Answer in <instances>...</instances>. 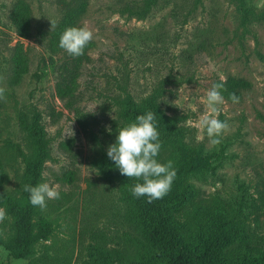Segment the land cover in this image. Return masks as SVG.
<instances>
[{
    "label": "rangeland",
    "instance_id": "rangeland-1",
    "mask_svg": "<svg viewBox=\"0 0 264 264\" xmlns=\"http://www.w3.org/2000/svg\"><path fill=\"white\" fill-rule=\"evenodd\" d=\"M18 1L0 0V196H12L0 205L7 213L0 264H144L156 257L130 191L142 181L121 175L107 156L119 128L148 111L162 144L156 159L171 160L176 171L163 197L170 224L196 246L210 236L212 221L225 220L243 235L223 250L222 263L264 264V0H90L81 23L94 34L91 61L63 98L62 68L75 67L65 65L63 53L52 66L49 41L66 8L86 0H24L32 13L29 39L11 22ZM20 52L29 72L15 83ZM232 80L251 88L239 103L224 98L218 119L229 128L213 146L198 127L206 92ZM22 118L37 119L48 153L40 183L57 186L60 197L23 217L54 233L16 257L12 251L27 237L16 227L26 215L20 192L31 138Z\"/></svg>",
    "mask_w": 264,
    "mask_h": 264
},
{
    "label": "trees",
    "instance_id": "trees-1",
    "mask_svg": "<svg viewBox=\"0 0 264 264\" xmlns=\"http://www.w3.org/2000/svg\"><path fill=\"white\" fill-rule=\"evenodd\" d=\"M90 0L80 2L79 7H76V2L70 4L62 15L61 21L53 33L49 41V49L52 53L50 62L52 66L56 65L54 59L56 55L63 53L65 55L66 63L73 65L75 68L70 69L68 66L62 68V83L59 86L61 97L65 91L70 88V83L74 82L77 71L84 61H91V58L87 54L88 51L92 52L95 43L91 41L85 48L86 53L78 57H73L66 53L59 47V38L62 32L72 26H82L81 15L86 11L88 12ZM78 4V3H77ZM130 14L134 12V8L129 9ZM11 22L16 29L17 34L21 38L29 39L33 35L32 13L29 5L24 0H19L13 7L11 14ZM85 51V49H84ZM16 69H15V83H19L22 78L29 72V59L27 55L20 52L16 55ZM44 65H47L45 61ZM221 82V81H219ZM217 82V83H219ZM64 85V86H63ZM251 84L232 80L224 83V88L221 89V94L224 98L229 99L230 93H235L239 98L241 97L243 90H249ZM156 120V119H155ZM157 122V120H156ZM159 123H157L158 125ZM21 127L29 134L30 138V152L28 155L23 154V162L25 164L24 180L21 185L22 197L25 198V205H21L20 210L26 212L25 216H22L17 223L18 231L23 233L27 237L22 238L19 241L18 249L12 251L16 257L24 256L20 250L24 245H30L33 241L49 240L51 239L54 228L47 227L44 221L40 220V223L31 224L29 221L24 223L23 217H34L38 215L29 201V193L24 191V185L36 186L40 183V173L42 166L46 158L48 157L45 144L39 134L37 128V119L28 122L27 118H22ZM4 167L2 160L0 159V185L3 184L4 179ZM68 183L74 181V174H70L66 180ZM133 196V195H132ZM22 198L18 199L19 201ZM12 200L11 195L0 196V205L10 203ZM260 200L264 202V192L261 194ZM133 201L136 206L141 208L142 218L144 219L145 238L152 245L157 252L156 257L148 259L144 264H223L222 255L223 250L227 248L238 236L243 235L240 232L243 230L235 225H230L225 220H215L210 224V236L196 246H192L189 242L185 241V238L179 231L169 222L167 217L168 208L171 205L170 201L166 199H156L151 203L148 202L147 196H141L136 198L133 196ZM24 227V228H23ZM25 229V230H24ZM36 233H32L34 230ZM30 232V233H29Z\"/></svg>",
    "mask_w": 264,
    "mask_h": 264
},
{
    "label": "clouds",
    "instance_id": "clouds-1",
    "mask_svg": "<svg viewBox=\"0 0 264 264\" xmlns=\"http://www.w3.org/2000/svg\"><path fill=\"white\" fill-rule=\"evenodd\" d=\"M93 35L87 25L68 27L60 35L59 47L73 57L81 56L85 47L93 40ZM224 83L226 81L215 83L206 92V111L200 116L198 123V127L206 131L213 146L221 143L219 137L229 128L226 121L218 119L220 106L225 103L221 94ZM5 92V87L0 86V100H6ZM229 99L233 103H239V97L234 92L229 94ZM155 118L152 111L138 115L135 121L119 128L115 143L107 149V156L114 161L121 175L142 181L130 189L132 195L136 198L147 196L149 203L166 196L176 176L171 160L160 163L156 159L162 144ZM24 191L29 193L30 203L41 210L47 207V200L60 197L58 187L49 183L24 185ZM6 215V210L0 207V222H3Z\"/></svg>",
    "mask_w": 264,
    "mask_h": 264
}]
</instances>
